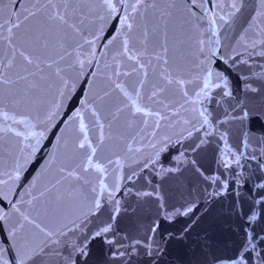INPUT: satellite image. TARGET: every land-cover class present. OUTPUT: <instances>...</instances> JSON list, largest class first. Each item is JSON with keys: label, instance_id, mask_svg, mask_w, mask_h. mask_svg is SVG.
Wrapping results in <instances>:
<instances>
[{"label": "snow or ice", "instance_id": "obj_1", "mask_svg": "<svg viewBox=\"0 0 264 264\" xmlns=\"http://www.w3.org/2000/svg\"><path fill=\"white\" fill-rule=\"evenodd\" d=\"M0 264H264V0H0Z\"/></svg>", "mask_w": 264, "mask_h": 264}]
</instances>
